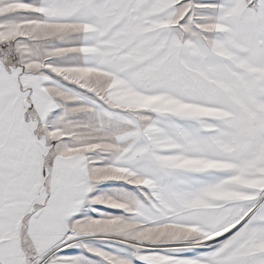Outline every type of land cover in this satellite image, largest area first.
Listing matches in <instances>:
<instances>
[{
	"label": "snow or ice",
	"instance_id": "obj_1",
	"mask_svg": "<svg viewBox=\"0 0 264 264\" xmlns=\"http://www.w3.org/2000/svg\"><path fill=\"white\" fill-rule=\"evenodd\" d=\"M0 264H264V0H0Z\"/></svg>",
	"mask_w": 264,
	"mask_h": 264
}]
</instances>
